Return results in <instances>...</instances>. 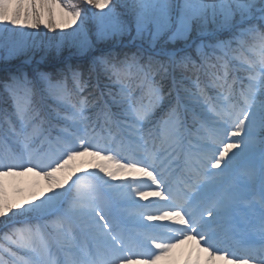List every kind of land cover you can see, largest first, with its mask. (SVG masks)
Instances as JSON below:
<instances>
[{"label": "snow or ice", "instance_id": "1", "mask_svg": "<svg viewBox=\"0 0 264 264\" xmlns=\"http://www.w3.org/2000/svg\"><path fill=\"white\" fill-rule=\"evenodd\" d=\"M0 50V264H264V0H0Z\"/></svg>", "mask_w": 264, "mask_h": 264}, {"label": "rangeland", "instance_id": "2", "mask_svg": "<svg viewBox=\"0 0 264 264\" xmlns=\"http://www.w3.org/2000/svg\"><path fill=\"white\" fill-rule=\"evenodd\" d=\"M115 2L122 5L124 3V0H115ZM90 21L93 24V26H96V22L94 20H90ZM28 31H32V30H28ZM57 31H59V30H57ZM53 36H55V33L48 32L47 29H44L43 31L39 32L38 39L46 41L49 37H53ZM125 43H128V41L125 40ZM2 55H3V51L0 50V56H2ZM88 55L89 54H85V56H80L79 54H76L74 52V50H72V53L70 56L69 49H65V51H64V57L69 58V56H70V58H76V59L80 58L82 61H84ZM186 251H187V249L185 247V249H184L185 254H186ZM179 252H180V250H178V254H179ZM181 264H182V258H181Z\"/></svg>", "mask_w": 264, "mask_h": 264}, {"label": "trees", "instance_id": "3", "mask_svg": "<svg viewBox=\"0 0 264 264\" xmlns=\"http://www.w3.org/2000/svg\"><path fill=\"white\" fill-rule=\"evenodd\" d=\"M118 11L120 10L119 8L117 9ZM85 27L90 31V32H94L96 29V26H93V24L91 23V21H87L85 24ZM71 59V58H70ZM71 62L73 63H83L84 61H82L81 59H71Z\"/></svg>", "mask_w": 264, "mask_h": 264}]
</instances>
